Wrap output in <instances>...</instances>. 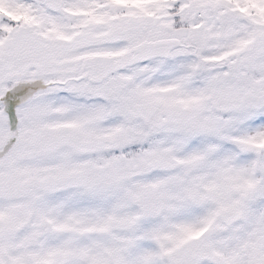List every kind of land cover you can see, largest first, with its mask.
Returning <instances> with one entry per match:
<instances>
[{"label":"snow or ice","instance_id":"obj_1","mask_svg":"<svg viewBox=\"0 0 264 264\" xmlns=\"http://www.w3.org/2000/svg\"><path fill=\"white\" fill-rule=\"evenodd\" d=\"M0 264H264V0H0Z\"/></svg>","mask_w":264,"mask_h":264}]
</instances>
